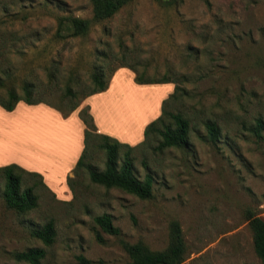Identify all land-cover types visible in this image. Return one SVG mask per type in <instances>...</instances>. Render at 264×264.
Wrapping results in <instances>:
<instances>
[{
	"label": "rangeland",
	"instance_id": "obj_1",
	"mask_svg": "<svg viewBox=\"0 0 264 264\" xmlns=\"http://www.w3.org/2000/svg\"><path fill=\"white\" fill-rule=\"evenodd\" d=\"M70 17L91 19L90 2L0 0L4 86L21 93L22 82L31 81L36 98L63 106L60 97L69 81L79 82V91L94 88L96 66H103L106 75L131 65L147 78L168 76L183 93L166 109L188 119V145L155 151V137L151 147L132 151L137 177L153 178L147 200L94 184L81 167L71 178V197L63 202L38 178L23 175L25 185L36 183L38 200L35 209L20 214L5 205L0 174V264H28L13 254L31 248L45 250L40 264H78V256L124 264L130 261L124 243H142L152 252L167 249L174 222L184 241L183 264H262L246 214L250 210L264 220V131L261 138L252 132L258 119L264 123V0H134L78 36L70 35L65 21ZM127 70L131 74L119 78L123 86L117 80L111 93V100L120 103L110 107H124L129 88L153 94L157 101L162 91L151 86L174 88L168 83L135 89L125 81L135 77ZM50 72L55 75L51 85ZM208 120L220 130L215 143L207 137ZM104 163V152L91 146L85 164L102 171ZM102 214L112 216L117 236L95 225L94 217ZM48 221L55 236L45 246L31 232Z\"/></svg>",
	"mask_w": 264,
	"mask_h": 264
},
{
	"label": "trees",
	"instance_id": "obj_2",
	"mask_svg": "<svg viewBox=\"0 0 264 264\" xmlns=\"http://www.w3.org/2000/svg\"><path fill=\"white\" fill-rule=\"evenodd\" d=\"M88 1L92 6L91 19L70 17L65 20L72 30L70 34L72 36L85 35L91 24L99 23L113 17L118 11L134 0ZM121 67L128 68L135 74L134 81L137 84L156 85L171 83L174 84V90L167 99L162 101L161 115L145 127L143 133L144 140L135 147L121 144L108 136L97 134L92 116L89 113V108H82L79 111V118L85 125L84 149L73 173L76 174L79 168L86 167L89 179L92 183L101 185L106 189H119L141 200H147L152 196L153 178L150 174H146L142 180L137 177L133 166V158L131 156L132 151L142 146L146 148L151 147L152 139L155 137L158 138V142L153 148L155 151H163L168 148H185L188 145L191 127L188 119H186L183 114L173 113L166 109L170 101L179 100L183 93V89L177 84L176 80H171L168 76H163V78H147L144 73L138 74L134 66L123 65L118 68ZM118 68L106 75L103 66H96L91 75L94 88L88 92L76 89L75 85L78 86L80 84L79 82L69 81L65 85L60 97V102L63 106H53L42 99L36 98L35 96L38 94L37 86L31 81L24 80L20 86L21 93H19L14 86H10L9 88L5 87L3 80L0 78V107L7 112H11L20 101L28 105L43 103L57 110L63 117H67L72 112L76 111L86 98L106 91L113 73ZM54 76V73L50 72V85L54 81ZM205 128L208 140L212 143L217 142L220 137V130L216 123L208 120L205 122ZM263 131L264 123L262 120L258 119L252 132L256 137L261 138V133ZM91 146L104 152L105 163L102 171L97 170L92 165L85 164ZM122 150H124V152ZM119 161H121L120 164L118 163ZM0 174L5 180L2 195L3 200L9 209L23 214L37 207L38 197L35 193L37 185L35 182L30 186L25 185V182H23V175L38 178L39 185L43 187L39 175L27 173L16 165L0 168ZM72 183V179L68 178L67 184L70 190L73 188ZM246 220L252 232L255 254L261 260L262 264H264V220L250 210L247 211ZM93 221L103 232L115 236L119 234V230L113 225L111 215L102 214L94 217ZM31 235L40 240L45 246H50L55 236L53 221H48L40 229L33 230ZM97 240L100 243L102 242L100 236H97ZM123 248L130 259L129 262L124 264H183L185 260L184 241L180 226L177 222L171 225L170 244L164 251L152 252L142 243H124ZM44 256L45 250L43 248H31L13 254V258L16 261L28 264H40ZM77 262L78 264H104L103 261L94 263L82 256L77 257Z\"/></svg>",
	"mask_w": 264,
	"mask_h": 264
},
{
	"label": "crops",
	"instance_id": "obj_3",
	"mask_svg": "<svg viewBox=\"0 0 264 264\" xmlns=\"http://www.w3.org/2000/svg\"><path fill=\"white\" fill-rule=\"evenodd\" d=\"M127 69L118 68L106 91L89 96L67 117L43 103L28 105L20 101L11 112L0 107V168L16 165L27 173L37 174L44 190L58 201H68L71 190L67 179L72 178L84 149L85 125L79 118V111L84 107L89 108L97 134L135 147L144 140V128L160 116L162 101L174 90L171 86H151L152 91L154 88L162 91L157 101L153 94H145L143 91L135 93L129 88V93L124 98V107L116 104L110 107L109 103H120L119 100H111V93L117 80L118 85H122L119 78L124 74H131ZM132 78L134 75H128L125 79L131 87L149 89L147 85L133 84ZM145 111L148 115L144 114ZM106 113H109L107 120ZM144 117L148 119L145 120ZM141 121V125L132 129L135 123Z\"/></svg>",
	"mask_w": 264,
	"mask_h": 264
}]
</instances>
